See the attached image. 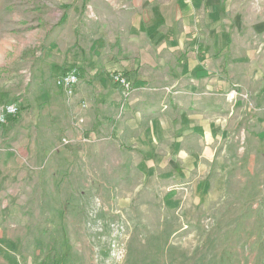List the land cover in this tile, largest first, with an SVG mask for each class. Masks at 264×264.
Segmentation results:
<instances>
[{
	"label": "rangeland",
	"instance_id": "374dc122",
	"mask_svg": "<svg viewBox=\"0 0 264 264\" xmlns=\"http://www.w3.org/2000/svg\"><path fill=\"white\" fill-rule=\"evenodd\" d=\"M94 1L0 0V107H20L0 126V264H264V104L239 87L238 116L177 135L175 107L139 94L124 125L137 90L104 69ZM231 48L264 72V40Z\"/></svg>",
	"mask_w": 264,
	"mask_h": 264
},
{
	"label": "crops",
	"instance_id": "0c3cea01",
	"mask_svg": "<svg viewBox=\"0 0 264 264\" xmlns=\"http://www.w3.org/2000/svg\"><path fill=\"white\" fill-rule=\"evenodd\" d=\"M94 5L102 22L96 44L109 43L114 55L104 69L108 75L123 73L137 90L121 107L124 125L135 123L136 115L127 116L126 110L136 106L139 94L153 99L160 94L164 109L175 107L177 135L200 136L218 117L230 121L238 116V109L245 108L244 99L234 96L239 87L254 93L257 108L264 106L261 64L246 58L239 71L238 54L231 48L263 43L262 0H95ZM102 30L110 34L103 37ZM72 65L68 62L65 70Z\"/></svg>",
	"mask_w": 264,
	"mask_h": 264
},
{
	"label": "built area",
	"instance_id": "2783aa9c",
	"mask_svg": "<svg viewBox=\"0 0 264 264\" xmlns=\"http://www.w3.org/2000/svg\"><path fill=\"white\" fill-rule=\"evenodd\" d=\"M110 79L113 83L122 87L126 93L132 89L130 82L121 72H111ZM78 80V69L76 66L72 65L57 75L55 83L57 87L62 89L68 97H71L76 85L78 84ZM19 112L20 107L17 103L7 102L3 104L0 107V126L6 124L10 117L17 115Z\"/></svg>",
	"mask_w": 264,
	"mask_h": 264
}]
</instances>
